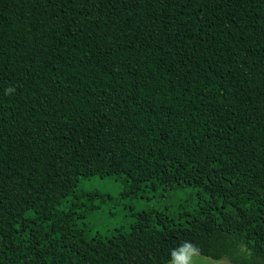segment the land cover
Wrapping results in <instances>:
<instances>
[{"label":"trees","instance_id":"obj_1","mask_svg":"<svg viewBox=\"0 0 264 264\" xmlns=\"http://www.w3.org/2000/svg\"><path fill=\"white\" fill-rule=\"evenodd\" d=\"M191 186L93 232L81 186ZM264 264V0H0V264Z\"/></svg>","mask_w":264,"mask_h":264},{"label":"rangeland","instance_id":"obj_2","mask_svg":"<svg viewBox=\"0 0 264 264\" xmlns=\"http://www.w3.org/2000/svg\"><path fill=\"white\" fill-rule=\"evenodd\" d=\"M84 196L78 211L85 210L87 222L100 219L103 225L93 227V232H106L132 223L135 213L149 209L165 212H177L194 202V189L191 186L177 188L172 191L151 192L147 197L136 198L133 194H125L122 184L110 177L92 178L82 184ZM180 257H184L180 260ZM168 264H232L227 258L215 260L203 256L192 249L182 250Z\"/></svg>","mask_w":264,"mask_h":264},{"label":"snow or ice","instance_id":"obj_3","mask_svg":"<svg viewBox=\"0 0 264 264\" xmlns=\"http://www.w3.org/2000/svg\"><path fill=\"white\" fill-rule=\"evenodd\" d=\"M179 259H180V260H183V259H184V257H180Z\"/></svg>","mask_w":264,"mask_h":264}]
</instances>
